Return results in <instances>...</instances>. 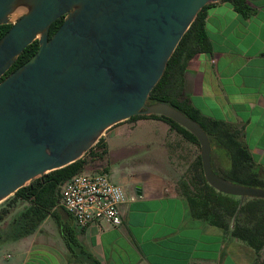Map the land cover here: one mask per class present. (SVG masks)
<instances>
[{"label": "water", "instance_id": "1", "mask_svg": "<svg viewBox=\"0 0 264 264\" xmlns=\"http://www.w3.org/2000/svg\"><path fill=\"white\" fill-rule=\"evenodd\" d=\"M219 1L0 0V25L12 24L0 38V79L39 41L38 50L0 80V205L44 174L83 158L114 126L152 114L197 137L214 189L240 204L264 199L263 186L216 172L214 162L226 166L228 159L199 121L151 97L200 10Z\"/></svg>", "mask_w": 264, "mask_h": 264}, {"label": "crops", "instance_id": "2", "mask_svg": "<svg viewBox=\"0 0 264 264\" xmlns=\"http://www.w3.org/2000/svg\"><path fill=\"white\" fill-rule=\"evenodd\" d=\"M246 4L248 15L228 0L209 5L213 51L188 63L184 97L205 115L240 128L256 169L264 171V0ZM139 125L152 135L150 128L158 127L160 142L148 140L143 130L125 132ZM173 133L158 118L111 128L104 136L106 161H94L93 168H107L111 180L125 188L122 223L100 220L81 227L59 202L33 233L0 239V264H264V249L258 259L245 242L193 217L178 191L183 168L169 144ZM90 164L85 170L92 172ZM17 206L21 211L24 204ZM14 213L0 222V232Z\"/></svg>", "mask_w": 264, "mask_h": 264}, {"label": "trees", "instance_id": "3", "mask_svg": "<svg viewBox=\"0 0 264 264\" xmlns=\"http://www.w3.org/2000/svg\"><path fill=\"white\" fill-rule=\"evenodd\" d=\"M228 1L243 15L249 14L246 0ZM210 4L200 10L184 34L168 62L163 77L153 88L151 97L171 102L201 123L210 134L211 140L225 151V156L228 159L226 166L218 165L217 161L214 162L218 174L238 183L264 187V171L256 169L255 158L247 144L241 139V129L232 123L205 115L184 97V76L188 63L200 53L213 51L206 27V10ZM63 21L64 16L54 21L50 29V36L56 32ZM11 26L12 24L0 25V38ZM38 48V40L28 45L0 80L25 63ZM140 118L164 120L170 125L171 130L182 134L185 139L200 148L197 137L173 119L155 114L135 115L127 122ZM107 154L108 145L105 138L102 137L83 158L68 166L46 173L31 184L20 188L4 202L6 206L0 211V222L7 220L13 210L18 207V203L24 204V207L21 211L17 210L10 218L8 228L0 232V239L14 240L33 233L51 213L52 207L59 204L61 188L58 186L83 171L88 163L103 160ZM106 172L107 168L103 173ZM178 191L187 200L193 217L220 227L223 232L245 242L253 248L257 258H260L264 249V199H250L240 204V200L218 192L206 180L200 153L190 167L187 166L186 169L184 167L178 182Z\"/></svg>", "mask_w": 264, "mask_h": 264}, {"label": "built area", "instance_id": "4", "mask_svg": "<svg viewBox=\"0 0 264 264\" xmlns=\"http://www.w3.org/2000/svg\"><path fill=\"white\" fill-rule=\"evenodd\" d=\"M127 198L125 188L103 172H79L64 182L60 193L61 204L81 227L100 220L120 225Z\"/></svg>", "mask_w": 264, "mask_h": 264}, {"label": "rangeland", "instance_id": "5", "mask_svg": "<svg viewBox=\"0 0 264 264\" xmlns=\"http://www.w3.org/2000/svg\"><path fill=\"white\" fill-rule=\"evenodd\" d=\"M153 126H155V125H153ZM148 127H150V126H148ZM139 128L138 127L129 128V129H126L125 132L130 131V130H135V132L140 133V131L143 130L141 132V135L146 136L148 138V140L155 141V142H160L159 139H161V136L159 134V131H158L159 128L158 127H157L158 129L155 128V127L150 128V130H154V134L153 135L151 133H149L148 130H146V127H143V126L139 125ZM128 133H130V132H128ZM125 135H130V134H124V136ZM118 138L119 137H117L116 139H118ZM169 144H170L171 148H173V149L175 148V150H176V160L178 159V161L181 163V166H182L183 169H184V167L186 169L187 166L190 167L192 162L195 160L197 155L200 153V148L197 147V145H195L192 142L188 141L187 139H185L183 137L182 134H180V133H178L176 131H174L173 135H171ZM155 152H156V155H154V158H158L159 157V151L156 150ZM103 160L106 161L105 159H103ZM103 160H101V161L103 162ZM90 165H92V166L89 167V170H91L92 173L104 172V168H95L94 169L93 168L94 164L91 163ZM5 206L6 205L4 203H2L0 205V211ZM20 209H21V207H16L14 209V212H16L17 210H20Z\"/></svg>", "mask_w": 264, "mask_h": 264}]
</instances>
